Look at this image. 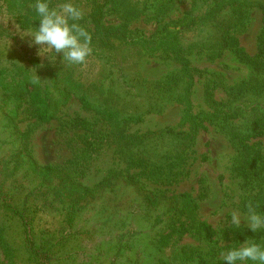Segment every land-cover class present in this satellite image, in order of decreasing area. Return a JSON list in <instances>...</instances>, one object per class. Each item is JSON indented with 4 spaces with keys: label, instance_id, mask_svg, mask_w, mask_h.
Segmentation results:
<instances>
[{
    "label": "rangeland",
    "instance_id": "374dc122",
    "mask_svg": "<svg viewBox=\"0 0 264 264\" xmlns=\"http://www.w3.org/2000/svg\"><path fill=\"white\" fill-rule=\"evenodd\" d=\"M128 1L142 9L128 38L88 23L92 53L70 65L18 33L39 26L36 1L0 0V264H217L264 245V229L230 223L249 201L264 215V134L248 136L264 113V0L223 1L193 26L214 0ZM123 21L108 6L104 24Z\"/></svg>",
    "mask_w": 264,
    "mask_h": 264
},
{
    "label": "clouds",
    "instance_id": "9594fccd",
    "mask_svg": "<svg viewBox=\"0 0 264 264\" xmlns=\"http://www.w3.org/2000/svg\"><path fill=\"white\" fill-rule=\"evenodd\" d=\"M51 5V0H36L33 5L39 16V26L18 31L21 38L30 37L29 46L39 45L37 54L62 53V61L70 65H85L92 53V36L79 21L85 13L81 6L73 0ZM71 21V23H70ZM32 84H39L40 77L34 74L31 77ZM258 205L249 201L246 205L247 212L242 217L239 211L231 213L230 223L239 227L243 219L247 226L257 232L264 229V215L257 211ZM221 259L227 264H264V245L255 239H246L239 246L231 247L221 253Z\"/></svg>",
    "mask_w": 264,
    "mask_h": 264
},
{
    "label": "trees",
    "instance_id": "16d2710c",
    "mask_svg": "<svg viewBox=\"0 0 264 264\" xmlns=\"http://www.w3.org/2000/svg\"><path fill=\"white\" fill-rule=\"evenodd\" d=\"M28 1V0H27ZM32 2H35L36 0H29ZM93 5L90 11V14L88 11L84 10V17L82 20L85 23L86 30L91 34L90 28H88V23L94 24V34H97L104 38L105 40H108L110 38H119V39H127V21H132V18L135 16H138L140 14V11L142 10L140 7H135V4H132L128 0H92ZM223 1H230L231 3L238 4V9H242L243 6L252 5V0H214L212 6L209 8L205 16L200 17H194L189 20L188 24L193 26L194 24H198L201 20H205L206 18H211L212 16H216V9ZM109 4V5H108ZM110 6L111 9L115 10L120 17H123L126 21H123V24H119L117 26H106L103 22L104 14ZM35 11V9H33ZM241 15V12H239ZM162 15V14H159ZM241 19V16H239ZM237 19L235 21L236 25H238L241 20ZM231 29V28H228ZM224 45H230L236 52L242 55H247L243 48H236L238 46V40L237 37L232 36V34L226 32L224 38L222 39ZM222 43V42H221ZM261 62V60L259 61ZM222 114H225L223 111L220 112ZM52 113L50 110H44V112L40 115V119L42 120H50L52 118ZM256 117L252 119V127L250 129L251 132H249V137L251 136H259L264 134V113L263 115L261 113H256ZM236 134V133H235ZM193 203L191 200H186L183 202V208L181 209L180 213H183L188 207H190L189 210H191V213L194 210V205L190 204ZM190 205V206H189ZM176 214H178V211H176ZM197 231L201 233L200 236L203 240H211V237L213 235V229L212 227L206 223V222H200L199 225L195 226ZM211 243V242H210ZM217 264H223V261L217 262Z\"/></svg>",
    "mask_w": 264,
    "mask_h": 264
}]
</instances>
